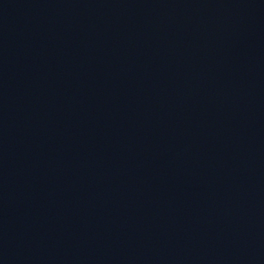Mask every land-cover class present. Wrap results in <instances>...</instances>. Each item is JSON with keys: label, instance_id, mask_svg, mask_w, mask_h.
Listing matches in <instances>:
<instances>
[{"label": "water", "instance_id": "obj_1", "mask_svg": "<svg viewBox=\"0 0 264 264\" xmlns=\"http://www.w3.org/2000/svg\"><path fill=\"white\" fill-rule=\"evenodd\" d=\"M0 264H264V0H0Z\"/></svg>", "mask_w": 264, "mask_h": 264}]
</instances>
